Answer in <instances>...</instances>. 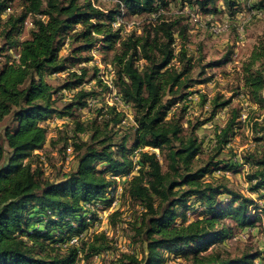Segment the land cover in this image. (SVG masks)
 <instances>
[{
    "label": "trees",
    "instance_id": "trees-1",
    "mask_svg": "<svg viewBox=\"0 0 264 264\" xmlns=\"http://www.w3.org/2000/svg\"><path fill=\"white\" fill-rule=\"evenodd\" d=\"M118 1L115 9L103 12L89 0H22L20 11L2 20L14 0H0V126L5 122L0 127V264H77L110 251L111 241L103 232L91 233L78 246L68 241L87 232L98 221V213L110 207L118 180H122L121 197L141 208L130 226L143 246L142 256H125L124 264H167L179 258L185 264H253L263 251L248 249L230 258L219 244L236 230L254 227L264 207L231 188L226 179L213 177L220 171L239 172L238 165L218 156L243 122L241 110L230 109L224 126L215 130L217 152L206 160L200 158L202 142L196 134L203 124L184 129L188 97L195 94L189 89L211 82V77H204L205 69L230 63L232 54L202 65L200 79L195 80L188 75L201 60L192 61L185 48L189 14L160 15L139 32L113 26L120 5L125 15H153L177 3L179 11L187 8L201 16L227 7L232 16L239 0ZM253 8L262 12L264 0ZM28 19L32 26L19 40ZM97 50L113 53L108 63L112 90L101 82L96 65L86 66ZM262 57L254 51L241 65L245 96L260 110L264 109ZM62 74L60 83L48 81ZM111 91L130 106L131 121L104 102V94ZM64 93H70L69 100L60 103ZM90 100L100 104L93 117L86 123L76 121L77 112L95 105L89 106ZM230 101L209 100V121ZM201 102L206 103L203 95ZM63 118L75 120L74 133L86 140L74 143V149L64 148L75 154L73 170L45 178L36 162L39 154L34 153L45 147V122ZM251 129L263 141L264 117ZM241 161L255 168L246 180L250 192L264 202V142ZM195 203L201 209L199 216L188 221ZM119 215L117 211L109 215V226H115Z\"/></svg>",
    "mask_w": 264,
    "mask_h": 264
},
{
    "label": "rangeland",
    "instance_id": "rangeland-1",
    "mask_svg": "<svg viewBox=\"0 0 264 264\" xmlns=\"http://www.w3.org/2000/svg\"><path fill=\"white\" fill-rule=\"evenodd\" d=\"M259 0H239V6L234 15L230 16L227 7L221 8L220 12L214 14L194 15L201 21L202 24H195L191 18L194 11L187 8L177 9V3H174L168 11H159V13L167 18L172 17L174 14H180L186 16L189 14L190 23L188 24L190 33L188 36V43L185 46L188 56L192 58V61L200 59V64H195L192 68L189 78L198 80V74L200 67L210 61H216L223 58L226 54H232V60L230 63L212 69H205L204 77H211L212 81L204 85H195L189 91L195 92L193 94V101L190 102V108L187 112L186 120L188 121L184 125V129L200 123L201 125L196 134L202 142V154L200 158L206 160L210 156H214L217 152L215 148V130L224 126L229 111L232 108L240 109L241 115L245 117L243 122L239 124L235 135L230 140L229 144L221 151L218 159H222L229 163L238 165V173L233 172H215L214 178L222 177L228 181V184L234 190L241 194L254 199L255 204L260 207H264V202L260 201L256 193L250 192V183L247 182L246 176L250 174L255 168L249 165H241V159L247 154L256 153L261 149L263 141H259L258 137L261 135L254 134L251 126L254 121H261L264 117V109L260 110L257 106L252 105L249 99L245 96L241 81V65L249 59L252 52L258 51L263 54L262 62H264V10L257 13L253 6ZM22 0H14L11 4L10 12H19L21 9ZM101 10L109 11L113 10L117 6V1L103 0L99 3ZM121 6L119 7V9ZM227 11V12H226ZM9 12V13H10ZM4 13L2 20L6 17ZM119 16V17H118ZM115 19V27L119 25L123 26V32L136 30L139 32V27L145 25L146 22L153 21L154 15L146 13H139L136 15H125V9L118 14ZM31 28L30 19L27 20L24 25L21 34L18 35V39H25L28 35V31ZM179 45V42H177ZM3 44V38L0 34V48ZM178 48V47H177ZM61 54H65L67 46L63 48ZM112 52L101 54L97 50L94 54L91 53L93 61L86 66L95 65V62L108 64L111 62ZM95 55V57H93ZM105 60L103 63L102 61ZM3 59H0V64ZM64 74L56 75L48 78V81L56 85L62 81ZM200 79V78H199ZM91 87V85H90ZM240 92V93H238ZM70 93H64L60 103L69 100ZM237 94V95H236ZM239 94V95H238ZM201 95L206 98V103L202 104ZM215 97H221L223 101L229 99L230 104L218 111L214 118L209 121L210 110L209 100ZM100 106L99 102L95 103L90 110H82L75 114L76 121L86 123L93 117V109ZM75 120L71 119H57L45 122L48 124V134L45 147L42 151L35 152L39 154L37 163L43 171V177L55 178L58 174H64L69 170H73L76 163L75 154L66 155L64 148L74 143H79L80 140H86V136L83 134H75ZM128 123V122H126ZM5 122L0 126L2 127ZM190 124V126H189ZM143 151H157L150 148H143ZM36 160V159H35ZM240 164V165H239ZM211 177H206L205 180H210ZM122 180H119V191L116 193L118 197L117 203L111 206L101 213H98V220H101L93 224L85 236L86 240L91 233L104 232L108 239L111 241L112 249L108 252L100 255L93 256L90 260H79L77 264H124L126 263L125 256L141 257L143 246L137 238H134V232L130 226L140 215V207L131 206V204L123 196L121 197ZM224 198V197H221ZM117 208V209H116ZM200 207L195 203L194 211L187 213L188 221H191L199 216ZM118 212L120 215L117 218V222L114 227L109 226L108 217L113 212ZM228 221V220H227ZM97 225V226H96ZM81 242V241H80ZM264 210L260 213V220L256 225L245 233L236 230L233 236L227 241L220 243L223 255L230 258H236L241 255L245 250L250 251H262L264 249ZM264 255V253H263ZM257 260L254 261L256 263ZM253 263V264H254ZM167 264H185V262L179 258L176 260H168Z\"/></svg>",
    "mask_w": 264,
    "mask_h": 264
},
{
    "label": "built area",
    "instance_id": "built-area-1",
    "mask_svg": "<svg viewBox=\"0 0 264 264\" xmlns=\"http://www.w3.org/2000/svg\"><path fill=\"white\" fill-rule=\"evenodd\" d=\"M103 1V0H89V2L92 4V6L96 7V8H99L101 10V8L99 7V3ZM113 1H117V3H119L118 0H113ZM121 8L119 11H121V13L123 12V7L122 5H120ZM103 11V10H101ZM10 12V8H7L4 13H9ZM104 12V11H103ZM106 12V11H105ZM188 14V13H187ZM155 16V19L160 16L161 14L158 12V13H155L153 14ZM195 14H192L191 18L193 19V22L195 24H202L201 21H199V19H197L196 17L197 16H194ZM119 17V16H118ZM116 18L119 19V18ZM154 19V20H155ZM116 20L115 22L113 23V26L114 24L116 23ZM32 26V25H31ZM115 27V26H114ZM96 51H93L92 53L94 54ZM93 57H95V55H93ZM15 58H17V56H15ZM95 65L98 69V76L101 80V82L110 90L113 89V70H112V67L109 65V64H102V63H98V62H95ZM193 96V95H192ZM192 96H189L188 97V101H189V105H190V102L193 101V97ZM104 102L107 104V105H115L116 108L120 111H122L126 118L131 121L132 120V115H131V108L129 105H126L123 101H121L120 99H118V97H116L115 95V92L114 91H111V92H107L106 94H104ZM192 103V102H191ZM89 106L95 104V101L94 100H90L88 102ZM245 117L242 116V120H244ZM67 154L70 155L71 154V149L68 148L67 150ZM118 180V179H117ZM119 181V180H118ZM119 191V189L117 188L116 192H115V195L113 197V201L111 203V206H114L116 203H117V200H118V197H116V193ZM121 193V192H120ZM117 209V208H116ZM101 220V218L97 221V223ZM97 226V225H96ZM246 230H249V229H245V230H242V233H245ZM96 233H98L97 231H95ZM104 233V232H103ZM86 234H88L87 232L83 233L81 236H76V237H72L69 239L68 241V245L70 246H78L79 242L82 240V239H85V236ZM264 247V246H263ZM264 252V249L262 250ZM257 262L254 263V264H264V255L261 257V258H258L256 259Z\"/></svg>",
    "mask_w": 264,
    "mask_h": 264
},
{
    "label": "crops",
    "instance_id": "crops-1",
    "mask_svg": "<svg viewBox=\"0 0 264 264\" xmlns=\"http://www.w3.org/2000/svg\"><path fill=\"white\" fill-rule=\"evenodd\" d=\"M62 51H64V50H62Z\"/></svg>",
    "mask_w": 264,
    "mask_h": 264
}]
</instances>
